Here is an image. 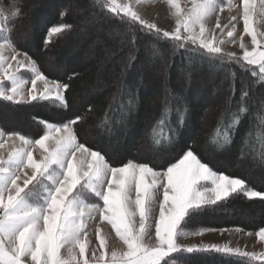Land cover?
I'll return each mask as SVG.
<instances>
[{
    "label": "trees",
    "instance_id": "1",
    "mask_svg": "<svg viewBox=\"0 0 264 264\" xmlns=\"http://www.w3.org/2000/svg\"><path fill=\"white\" fill-rule=\"evenodd\" d=\"M105 3L0 0V8L20 9L11 32L17 48L48 78L70 85L67 107L49 100L16 104L0 98V129L36 139L44 131L40 121L81 116L74 126L79 142L99 151L112 166L131 160L164 169L191 146L213 170L264 193V80L253 76V66L208 56L190 43L181 48L110 13ZM60 25L64 31L46 43L49 29ZM243 92L248 95L241 100ZM241 107L246 111L230 128ZM170 128L176 130L174 142L157 144ZM226 131L231 143H216ZM263 226L264 198L240 192L192 215L184 229ZM174 259L178 264L264 262L215 250L183 252Z\"/></svg>",
    "mask_w": 264,
    "mask_h": 264
},
{
    "label": "snow or ice",
    "instance_id": "2",
    "mask_svg": "<svg viewBox=\"0 0 264 264\" xmlns=\"http://www.w3.org/2000/svg\"><path fill=\"white\" fill-rule=\"evenodd\" d=\"M168 3L179 17L177 0H168ZM241 3L244 33L251 36L254 45L249 51L241 42L239 46L244 49L241 57L225 53L220 47L224 41L214 44L206 35L205 21L220 6L217 0H202L193 11L177 18L172 32H162L141 19L132 7L117 5L115 0H106L104 6L121 19L138 22L142 30L177 42L181 48L190 43L208 56L242 62L245 68L253 66V76L264 80V49L257 46V36L264 37V32L254 31L250 24L254 15L264 21V0H259V5L256 0H241ZM19 14L18 6L10 12L0 8V98L16 104L49 100L67 107L66 92L70 85L50 80L12 40L11 32ZM217 21L220 28L219 17ZM65 27H51L45 42L61 34ZM228 36L232 37L233 33L228 32ZM23 71L31 74V88L27 91L28 78ZM38 82L43 85L42 89ZM247 95L243 92L241 100ZM245 111L243 107L239 109L230 128L235 127ZM81 120V116H76L62 124L40 121L44 134L37 139L0 130V264H28L29 257L31 264H80L72 255L74 248L78 245L79 255L83 257L85 244L81 236L88 235L89 221L97 217L111 225L123 245L121 250L111 251L106 264H169V261L178 264L175 256L200 250L257 259L258 254L239 248L213 244L200 249L183 246L178 240L205 231L184 229L187 220L202 209L216 206L236 193L243 192L249 198H264V193L249 188L243 179L214 171L191 146L183 149L182 155L166 169L158 170L131 160L113 167L99 151L79 142L74 126ZM163 122L158 121L156 127ZM180 122L183 123L182 117ZM175 137L176 130L170 128L163 140L156 143L172 144ZM216 143L230 144L229 132ZM6 145L9 147L5 154ZM96 235L103 248L105 239L100 236L99 227ZM257 237L264 240V228L257 232ZM62 248L67 249V258L61 255ZM100 259L103 261V256ZM83 264H88V260Z\"/></svg>",
    "mask_w": 264,
    "mask_h": 264
},
{
    "label": "rangeland",
    "instance_id": "3",
    "mask_svg": "<svg viewBox=\"0 0 264 264\" xmlns=\"http://www.w3.org/2000/svg\"><path fill=\"white\" fill-rule=\"evenodd\" d=\"M201 2L202 0H177L178 7L180 9L179 17H183L185 14L193 11L195 6L200 4ZM217 2L220 6L217 7L215 13L208 17L205 21L206 35L208 39L213 41L214 44L218 41H224V43L220 44V47L225 53H233L237 57H241L244 52V49L240 48L239 46L241 42L245 44L246 48L249 51H251L254 47V45L252 44L251 36H249L247 33H244V25L243 20L241 18V0H217ZM115 3L117 5H128L132 7L133 10L139 14L141 19L147 21L148 23L154 24L157 28L161 29L162 32H172L175 30L176 20L179 17L176 14V9L168 3V0H139V2H137V0H115ZM256 3L257 5H259V0H256ZM234 16L236 17V20L232 19V17ZM217 17H219L220 28L224 29L222 33L220 31V28L217 27ZM250 24L253 27L254 31L258 33L264 32V21H262L258 16L254 15ZM196 31L199 32V26L196 27ZM230 31L233 33L232 37L228 36V32ZM183 34L187 35V33ZM241 34H243V40H241ZM106 35L111 36V34L109 33H107ZM233 40L235 42H233ZM257 41V46L259 48L264 49V37L258 35ZM130 47H134L132 41L130 42ZM18 50L21 53H24L22 50ZM28 57L30 56L28 55ZM31 60L33 59L31 58ZM163 73H166V67L163 68ZM22 74L26 78H28V83L25 85V90L27 91L28 88H31V74L28 71H23ZM163 81H166V78H163ZM38 87L42 89L43 85L38 82ZM5 114H7V112H5ZM24 115L25 114H22L21 117H23ZM62 123L64 122H58L53 124ZM6 133H9V131ZM43 134L44 131L42 135ZM19 143L20 142L17 140V146L19 145ZM117 146L118 143L112 144V147L116 148ZM8 147V145L5 146V154L8 150ZM35 154L38 155V150ZM167 167H165L164 169H166ZM93 202L96 201L94 200ZM100 203H102V201H100ZM155 213L156 215H158V206L155 209ZM89 224L90 227L88 229V235L81 236V242L85 244V251L83 257L79 255L80 249L78 245L74 248V252L72 255H74L80 261V264H83L84 260H88V264H106V262L110 258L111 251L113 249L119 251L123 248L122 242L119 241V239L115 236L114 230H112L111 225L108 224L107 221H100L97 217L95 220L89 221ZM97 227L100 228V236L105 239V246L103 248L100 247V240L97 238L96 235ZM261 228H264V226L252 230H246L241 227L204 228L205 231H203L202 234L183 236L178 240V243L183 246H196L200 249H203L204 246H210L213 244L220 246L226 245L231 248H239L240 250L245 252L256 253L258 254L257 260L264 261V240H260L257 237V232ZM200 230L201 229L194 230L191 232H197ZM61 255L67 258L69 256L67 249L62 248ZM101 256H103V261L100 259ZM28 264H31L30 257L28 258Z\"/></svg>",
    "mask_w": 264,
    "mask_h": 264
}]
</instances>
